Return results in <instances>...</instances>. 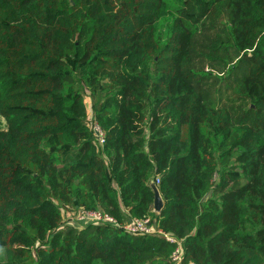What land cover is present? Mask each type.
<instances>
[{
  "label": "trees",
  "instance_id": "trees-1",
  "mask_svg": "<svg viewBox=\"0 0 264 264\" xmlns=\"http://www.w3.org/2000/svg\"><path fill=\"white\" fill-rule=\"evenodd\" d=\"M0 113V264H264V0H0Z\"/></svg>",
  "mask_w": 264,
  "mask_h": 264
},
{
  "label": "rangeland",
  "instance_id": "rangeland-1",
  "mask_svg": "<svg viewBox=\"0 0 264 264\" xmlns=\"http://www.w3.org/2000/svg\"><path fill=\"white\" fill-rule=\"evenodd\" d=\"M206 37H207L206 34L198 35L196 37V43L202 45V43L205 42ZM198 49L200 50V46H198ZM191 67L199 73L209 72V71L216 72V70H218L217 68L213 67L209 62H207L205 60V58H203L202 56L196 57L194 59V61L191 63ZM221 75H223V74L221 73ZM232 79H233L232 76L227 79V82L229 85L232 84ZM224 83L225 82H222L221 89L225 93H229V89L227 86L224 85ZM219 85H220V83L217 86H219ZM84 96H85L86 104L88 106L87 122L92 125L97 120H96V114H95V109H94L95 100H94V97L92 95L91 88L88 87L86 89ZM0 126L4 127V128L6 127L5 118L1 115V113H0ZM62 209L64 211V217H63L64 219L58 227L59 230L64 229L65 231H67L69 228L80 229V228H83L84 226H86L87 224L94 223V222L89 220L88 214H85L82 211L83 210L82 208L73 209V207L68 206V207H64ZM131 219H132L131 217H125V219L122 222H119V221L118 222L121 224L122 227H125L128 224H131L133 222V220H131ZM180 254H183V248L182 247H180Z\"/></svg>",
  "mask_w": 264,
  "mask_h": 264
},
{
  "label": "built area",
  "instance_id": "built-area-1",
  "mask_svg": "<svg viewBox=\"0 0 264 264\" xmlns=\"http://www.w3.org/2000/svg\"><path fill=\"white\" fill-rule=\"evenodd\" d=\"M92 128L96 134V137L98 139L99 144L103 145L105 142V132L101 128V126L95 122L92 124ZM156 184L159 183V178H156L155 181ZM85 214H88L89 220L94 222L95 224H110L114 226H118L120 228H123L125 232L129 234H138V233H147V232H155V228L149 226L148 220H141L132 218L133 222L131 224H128L125 227H122L121 224L118 222L117 219L110 216L104 211H93V212H87L85 210H82ZM167 238L171 239L168 235H166ZM182 254H180V249L173 255V259L176 261H180Z\"/></svg>",
  "mask_w": 264,
  "mask_h": 264
},
{
  "label": "water",
  "instance_id": "water-1",
  "mask_svg": "<svg viewBox=\"0 0 264 264\" xmlns=\"http://www.w3.org/2000/svg\"><path fill=\"white\" fill-rule=\"evenodd\" d=\"M149 184L152 186L154 193H155L154 202H153L154 211L160 212L164 206V200L160 194V191L154 179H152Z\"/></svg>",
  "mask_w": 264,
  "mask_h": 264
}]
</instances>
